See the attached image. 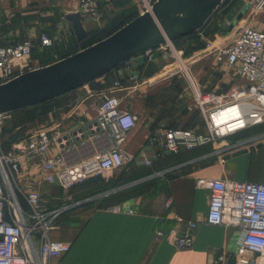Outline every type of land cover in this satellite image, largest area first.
<instances>
[{
	"label": "crops",
	"instance_id": "1",
	"mask_svg": "<svg viewBox=\"0 0 264 264\" xmlns=\"http://www.w3.org/2000/svg\"><path fill=\"white\" fill-rule=\"evenodd\" d=\"M11 1L12 9L22 20H7V33L3 28L0 30L6 38L5 43L25 38L21 32L26 29L24 34L27 36L32 31L31 27L35 29V26L29 24L30 21L37 23L38 18L52 20L51 15L55 11L57 16L66 19L73 28L66 14L77 11L80 3V0ZM154 1L151 0L152 4ZM137 3V0H101L102 18L99 21L91 19L88 24L84 20L87 34L111 27L120 19L132 17L135 12L138 17L145 10L136 6L132 11V5ZM238 3H233L231 9L223 14L224 19L230 21L225 17ZM250 10L259 12L260 9L252 5ZM260 15L264 18V13ZM212 17L203 28L191 34H196V38L204 36L210 40L221 37V34L218 35L220 30L214 32L219 19ZM243 20L237 19L232 28L235 29ZM246 24L264 30V22L259 19ZM43 31L52 35L50 27ZM176 40L173 45L179 50L191 44L187 43L189 39ZM169 45L170 41L158 47L157 56L152 59L146 58L143 53L130 58V66L125 68V75L117 74L114 70L107 78L105 74L55 97L50 124L57 131L72 134L82 122L88 123L96 118L104 95L119 96L124 110L133 111L141 117L139 123L127 133L123 147L133 153L136 159L145 157L152 163L138 165L134 162L132 172L115 169L102 173L109 174L108 178L118 179V184L82 200H72V187L66 189L58 182L55 183L60 195L48 191L47 201L43 198L46 208L58 212L50 234L54 239L69 242L71 247L68 252L54 258L52 264H212L219 254L227 257L223 264H264V256L249 250L242 255L237 254L241 239L238 227L212 224L206 220L209 189L196 185L197 179L201 177L264 182V145L243 147L234 144L238 141L225 144L210 142L194 148L182 147L177 153H165L158 142L163 138L158 133L159 129L180 126L198 132L199 125L194 122L200 117V122L205 125V117L195 99V87L206 90L211 85V79L206 83L198 82L191 74L180 72L178 62L168 51ZM176 69L179 71L173 72ZM133 72L140 74L136 84L128 82ZM116 79L124 81L121 88L112 87ZM249 132L244 130L231 136L249 135ZM153 136L158 137V141H154ZM25 144L26 137H20L12 142V150L20 156L26 168V177L40 178L38 161L22 151ZM107 145L106 140L97 137L87 142H74L70 150L65 152L66 161H78ZM58 150L59 147L54 146L49 154L54 155ZM33 173L36 176L31 175ZM98 175L84 180L86 182L81 188L82 193L90 191L93 184L98 182L93 177ZM114 188L119 189L86 201ZM62 191L67 193L62 194ZM118 193H122L118 201L110 206L102 207L96 203ZM18 196L22 207L27 209L25 198L20 194ZM64 197L71 201L63 202ZM117 205H122V211L115 209ZM130 209L132 213L127 211ZM178 216L182 219H178ZM188 220L198 222L193 244L179 248L175 240L185 232ZM158 230L163 231L164 235L156 237Z\"/></svg>",
	"mask_w": 264,
	"mask_h": 264
},
{
	"label": "built area",
	"instance_id": "2",
	"mask_svg": "<svg viewBox=\"0 0 264 264\" xmlns=\"http://www.w3.org/2000/svg\"><path fill=\"white\" fill-rule=\"evenodd\" d=\"M250 2L258 10L264 8V0ZM100 4L101 0H80L77 11L84 17L99 21L103 15ZM229 25L231 21L222 27L219 37L222 41L202 36L206 45L193 54H212L217 62L234 70L239 82L233 83L226 92H219L216 88L201 90L195 87V99L205 117L207 130L198 133L183 127L159 129L162 140L158 141L155 136L152 139L159 142L163 152L177 153L182 147H198L264 124V30L239 23L229 32ZM4 39L0 31V84L31 70L29 62L36 42L41 47L51 46L54 42L53 36L36 30L30 31L21 40L5 43ZM157 50L148 49L143 54L152 59ZM129 61L125 60L123 66L113 70L125 75V68L130 66ZM180 62L184 65L182 60ZM185 70L190 75L187 67ZM178 71L176 69L173 72ZM139 79V72H133L128 82L136 84ZM122 86L119 79L112 83L114 89ZM226 113L233 116L230 121L217 119ZM10 116V113L0 114V125ZM140 119L137 113L121 107L119 96L104 95L96 118L80 125L92 124L96 133L81 142L97 137L106 140L108 145L72 163L67 162L65 157V152L71 146L62 147L67 142L65 136L70 135V132L57 131L52 125L32 132L26 138L22 151L38 161L40 178L37 179L26 177V168L17 152L0 151V264H52L54 258L69 251V242L51 237L58 212L45 207L41 182H58L67 189L100 173L128 168L134 162L151 165L150 159H136L133 153L123 147L127 133ZM54 146L59 147V150L50 155ZM196 185L209 189L206 220L240 230L237 254L242 255L249 250L264 256V182L201 177L197 179ZM18 194L27 201V209L22 207ZM115 209L122 211L123 207L117 205ZM127 211L133 212L132 209ZM178 219L182 218L178 216ZM186 225L185 232L175 240L179 248L192 246L198 222L188 220ZM163 235L161 230L156 232V237ZM226 260L225 254H219L212 264H223Z\"/></svg>",
	"mask_w": 264,
	"mask_h": 264
},
{
	"label": "water",
	"instance_id": "3",
	"mask_svg": "<svg viewBox=\"0 0 264 264\" xmlns=\"http://www.w3.org/2000/svg\"><path fill=\"white\" fill-rule=\"evenodd\" d=\"M226 1L155 0L151 10H146L94 45L0 84V114L37 105L83 86L109 73L127 59L189 35L203 28ZM245 12L242 11L238 19ZM66 18L72 23L78 39L87 36L85 17L80 11L68 13ZM95 133L92 124L81 126L72 132V137L69 134L65 136L67 142L62 147L81 143ZM118 189L108 190L86 201L109 195Z\"/></svg>",
	"mask_w": 264,
	"mask_h": 264
},
{
	"label": "rangeland",
	"instance_id": "4",
	"mask_svg": "<svg viewBox=\"0 0 264 264\" xmlns=\"http://www.w3.org/2000/svg\"><path fill=\"white\" fill-rule=\"evenodd\" d=\"M137 1L139 3H137V5L136 4L132 5V11L134 10V8H136V6L138 8H141L143 11L144 10L146 11L148 10V8H151L150 6L152 5L151 0H137ZM234 1L235 0H229V3H232ZM236 1L239 2L237 6L234 7L233 10L230 13H228L225 17V18L230 19L231 24L234 23L238 19V15L242 11L245 12L247 8L248 9L244 13V15L241 18H239V19H244L243 21H241L242 25L243 24L246 25V23H249L250 21H254L258 19L261 22H264L263 16L260 15L261 13H264V8H261L259 12H253L252 10L249 9L251 8L250 6L252 5V2H250V0H245V2H243V0L241 1L236 0ZM247 1L249 2L250 6L247 5L248 4ZM11 2H12L11 0H0V29H2L3 27V31H6V33H7V30H6L7 23L6 22L9 18L10 19L13 18L16 22H21L22 20V18L18 16V13L12 9ZM234 10H236L237 12ZM12 13H16L15 16L12 17L11 16ZM56 14H57L56 11L52 12V15H51L53 16L52 20H41L40 18H38L36 20L37 23L34 21L29 22V24L35 26V29H33L34 27H31L30 29L36 30V31H43V30H46L48 27H50L51 34H52L51 36H53L54 38L53 44L48 47L42 48V47H39V44L37 42L35 43L33 54L29 62V67L31 68V70L46 67L58 61L59 59L68 57L69 55L77 53L96 43L95 42L93 44H88V41H85V40L78 41L77 36L74 32V29L72 28V26H70V23H68L66 19H62ZM217 15H221V13L219 12ZM89 20H91V18L86 16L85 21L87 24ZM222 22L223 23H220L221 27H222L221 24H223L224 26L228 21L224 19ZM231 26L232 25H229L228 27L229 32L232 29ZM220 31L218 32L219 33L218 35H220L221 33ZM25 32H26V29H25ZM25 32H21L23 33L22 37L24 35L26 36V34H24ZM4 36L6 37L5 33H4ZM106 37H104L103 39H105ZM219 40H222V38H219ZM168 51L172 53V57H174L175 61L178 62V68L180 72L186 73L185 67H187L189 73L196 79V81L198 82L203 81V83H206L209 81V79H211L210 81L211 85H208L209 88H206V90L211 89L213 86H215L214 88H216L217 91L226 92L233 83L239 82V79L235 75L234 70L228 65L220 64L219 62H217L212 54H207L203 52V53H198L194 55L193 54L194 52H192L193 51L192 49L191 50L190 49L179 50L175 47V45H173V42H171V45H169ZM156 56H157V52H156ZM181 60L183 61L184 65L181 64L180 62ZM54 100H56L55 97L51 99H47L35 105L34 107H31L30 111L19 113V115H14V117H11V118L9 117L8 119H6L4 123L0 125V151H3V152L14 151L12 150L13 148H12L11 139L15 137L14 129L16 128L17 124H24L23 129L26 126L29 128L31 127L30 129H32V131H36L44 126H50L51 120L49 118L50 116L49 111L55 104ZM39 115L41 117H38V119L31 120L32 118H35ZM194 120L195 119H193V121ZM200 121H201V117L198 118L197 122L195 121L194 123H198L199 125L197 126L198 132L204 133L207 130L206 128L207 125L206 123L204 125ZM251 131L255 133L249 134L248 136L247 135L228 136L226 138L218 139L214 142L218 144H225V143H232V142L234 143L235 141H238L234 144L243 145V147L264 145V125L251 129ZM27 137L28 136H26V138ZM31 175L36 176V174L34 173ZM108 175H103V176L110 177ZM33 178L35 177H32V179ZM40 189L42 191V196L45 200L47 199L48 191H51L55 193L56 195H60L57 193L58 186L55 183L51 184L46 181H42L40 184ZM65 193H67V191L66 192L62 191V194H65ZM62 199H63V202L66 201L65 203H69L71 201V199H69L68 197H64ZM72 200L76 201L79 199H77V197L74 195ZM114 202H115L114 200H110L109 202L105 201V203H100V205L112 204Z\"/></svg>",
	"mask_w": 264,
	"mask_h": 264
},
{
	"label": "trees",
	"instance_id": "5",
	"mask_svg": "<svg viewBox=\"0 0 264 264\" xmlns=\"http://www.w3.org/2000/svg\"><path fill=\"white\" fill-rule=\"evenodd\" d=\"M235 2H236V0L234 2H232V3H229V0L227 2H225V4L222 7H220V9L213 15L212 18L217 17L219 19V21L222 20V19L224 20L223 14L227 13L229 11V8L231 9L232 4L235 3ZM219 12L221 13V15H217ZM132 13H134V12H132ZM137 15L138 14L135 12V14H132V17L129 16V17H126L124 19H120L113 26L106 27V28H104V29H102L100 31L90 32V33L87 34V36L84 39H81V40L78 39V41L85 40V41H88V44H93L95 42H98V41L102 40L104 37H106V36L108 37L113 32H115L117 29H119L120 27H122L125 24H127L128 22H130L131 21L130 19H134ZM219 21L216 23V28H215L214 32L215 31L218 32L219 30L222 29V27L220 26V23H223V22L222 21L219 22ZM0 30H2V29H0ZM195 35L196 34H191V35H188V36H184L182 38L177 39L176 41H180V40H183V39H189V41L187 43L190 42L191 44L189 43L190 44L189 46L186 45L187 47L185 49H190V50L192 49L193 50L192 52H194L197 49L203 48L206 45V41L204 39H202V37L201 38L200 37L196 38V37H194ZM193 38H196V39L193 40ZM39 47H41L40 44H39ZM42 48H44V47H42ZM121 66H123V64H121L118 67H121ZM112 72H114V70H112L109 73H107L105 75V77L107 78L109 75H112ZM122 81L123 80H121V83H124V81L123 82ZM214 87L215 86H213L211 89H213ZM208 90H210V89H208ZM34 106H31V107H34ZM54 106H55V104H54ZM54 106L50 109L49 114L52 112ZM31 107H26V108L19 109L17 111L11 112L10 115H11V117H14V115H19V113H24L26 111H30ZM38 117H41V116L39 115V116H37L35 118H32L31 120H36V119H38ZM49 118H50V116H49ZM262 125H264V124H261L259 126H262ZM259 126H256V127H259ZM23 127H24V124H17L16 125V128L14 129L15 130V137L13 139H11V142H14L15 140H18L20 137H26L29 134H31L32 132H34V131L28 132V130H30L31 127L29 128V127L26 126L24 129H23ZM176 127H180V126H176ZM256 127H253V128H250V129H246V130L250 131L249 133L253 134L255 132H252L251 129H254ZM171 128H174V127H171ZM183 128H185V127H183ZM131 169H132V167L130 166L128 168H121V169H116V170H123L124 172H128V171L132 172ZM93 178H96V180L98 182H95L93 184V186L91 187L90 191H87L85 193L81 192V188L84 185V183L86 182V181H84L82 183H78V184L74 185L71 188V190H70V194H72L73 196L75 195L77 197V199L82 200V199L86 198L87 196H92V195H94L96 193L102 192V191H104V190H106V189H108L110 187H114V186H116V184H118V179L116 180L115 178H108V177L103 176V174H100V175H98L96 177H93ZM121 194L118 193V194H115V195H112V196L104 197V198L98 200V202H96V203L99 206H102V207L110 206L111 204H102V205H100V203H105V201L109 202L110 200H114L116 202V201H118V198L120 197ZM55 222H56V218H55Z\"/></svg>",
	"mask_w": 264,
	"mask_h": 264
},
{
	"label": "bare ground",
	"instance_id": "6",
	"mask_svg": "<svg viewBox=\"0 0 264 264\" xmlns=\"http://www.w3.org/2000/svg\"><path fill=\"white\" fill-rule=\"evenodd\" d=\"M232 118H233V116L230 115L229 113H226V114H223V115L217 117L218 120H222L224 122L230 121Z\"/></svg>",
	"mask_w": 264,
	"mask_h": 264
}]
</instances>
